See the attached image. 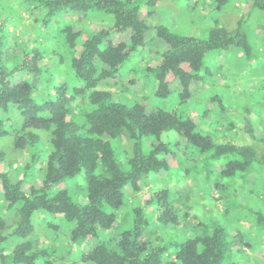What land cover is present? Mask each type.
Listing matches in <instances>:
<instances>
[{"label":"trees","instance_id":"16d2710c","mask_svg":"<svg viewBox=\"0 0 264 264\" xmlns=\"http://www.w3.org/2000/svg\"><path fill=\"white\" fill-rule=\"evenodd\" d=\"M22 1L34 4L29 12L36 16L29 17L44 20L47 39L55 32L49 27L55 16L75 12L85 18L57 26L71 53L69 68L57 69L66 58L58 61L52 47L8 28L12 20L0 1V163L14 173L0 171V264H244L233 255L254 245L231 236L223 224L191 218L194 225L176 238L174 231L190 220L183 214L188 199L181 192L172 197L167 188L149 191L147 178L190 157L197 179L209 181L217 169L233 184L251 174L264 183V153L227 139L241 120L234 123V115L226 114L219 94L198 99L208 88L217 92L204 78L211 74L208 55L221 63L235 50L252 55L245 28L251 12L235 29L214 20L204 38L149 25L147 13L160 0ZM229 2L217 0L209 12ZM251 2L252 10L264 12V0ZM206 8L187 0L180 12ZM102 13L112 20L90 29L92 16ZM263 20L257 29L262 52ZM150 96L169 101L172 109L149 103ZM198 103L204 120L197 122ZM170 132L175 139H168ZM115 141L125 149L120 157ZM81 175L84 184L76 181ZM217 180L208 185L223 190ZM258 223L264 233V217ZM76 249L77 261L69 262ZM254 259L245 264H264Z\"/></svg>","mask_w":264,"mask_h":264},{"label":"rangeland","instance_id":"374dc122","mask_svg":"<svg viewBox=\"0 0 264 264\" xmlns=\"http://www.w3.org/2000/svg\"><path fill=\"white\" fill-rule=\"evenodd\" d=\"M0 1L3 2L4 0ZM7 1L11 6H7L6 1L2 3L10 16L9 20H12V22L7 23V27L22 31L24 34L30 33L33 42L35 41L49 51L50 47H52L54 53L51 56H54L56 59L58 58V61L66 58L65 61H61V66H57V69L69 68L67 60L71 57V53L68 44L64 42L63 34L56 32L57 26L63 25L65 23L64 20H66V22H74L83 17L85 18V15L74 12L55 16L52 21L49 22V27L55 32L52 31V36L47 39V35H44V33L49 30L45 29V26L40 27L43 26L44 20L38 18L32 19L29 17L30 14L33 17L36 16L29 12L30 7L34 5L33 3L22 0V2L19 0ZM198 1L199 8L203 7V4H206V12L202 11V9L196 13L180 12L181 6L183 8L187 7V0H160L155 7H152L154 12L150 14L147 13V22L149 25L152 24V26L160 24L167 27L171 26L176 33L181 35H201L205 38L207 37L208 27L212 25L214 20H217V25L219 27L235 29L238 27V22L243 17V14L248 11L251 12L250 15L246 16L247 21L245 23V28L253 44L252 55L250 57L240 56L235 50L233 55L229 56V53L226 63L218 62V57L215 59L208 55L207 58L209 61L207 65L210 67L211 74L204 76V78L205 82L215 84L217 92H215L214 89L212 91L211 88H208L198 96V99H203V101L206 102L207 100L205 99L209 96L219 94L223 99V105L227 108L226 114L230 116L234 115V123L241 120L238 124V129L227 139H230L237 145L259 148L260 153H264L262 142L264 140H262L264 137V51H261V47L257 42L259 36V30L257 29L262 26L264 12L257 9L252 10L251 0H230L227 6L222 7L218 12H209L218 4L217 0ZM24 9H27V14L24 13ZM21 11L22 16L20 14ZM36 12H38L37 9H35V13ZM100 17L102 18L100 19ZM30 18L32 19V23L30 22ZM91 20L93 21L90 29L94 30V23L96 25H103L100 20L110 21L112 20V15L109 13H102V16L100 14L99 16L93 15ZM32 24L33 26H30ZM88 34V31L84 32L85 37H87ZM12 37L13 36L10 38ZM157 40L158 39H155L154 42L156 43ZM49 51L46 54H49ZM61 57L63 58L61 59ZM143 61L145 62V60ZM126 65V69H123L124 73L128 70V63ZM149 79V85H151L152 77ZM176 99L175 95V102H177ZM148 101L149 103L172 109L170 108L172 104L167 100L161 101L157 97L150 96ZM211 104L212 103L209 104V108L212 107ZM178 106L183 110L181 105H177V107ZM196 106L197 107H194V109L199 116L204 108L199 103ZM210 110L211 116H222V119L225 116L221 112L219 113L217 109ZM16 114L19 113L13 110L11 116H15ZM199 117L200 119L198 118L196 121L204 120L201 116ZM14 119L17 120L16 116ZM18 121H21V117ZM17 122L12 123L16 124ZM167 136L168 139H175L176 134L170 132ZM113 145L120 157L123 154L122 150L124 151L125 149L119 142L115 141ZM227 160V158H221L220 162L225 163ZM173 162L175 161L173 160ZM195 162L197 167L200 168L201 163L198 161ZM217 162L219 163L218 160ZM193 167L192 160L188 157V159H181V163L180 161L173 163L168 171L151 173L147 178L150 184L149 191L152 192L155 189L161 190L167 188L170 190L172 197L178 196L179 194L177 193L181 192L184 194L183 201L188 199L190 204L189 212L184 209L183 214L187 212L190 220L187 222L186 226L181 227L180 230L174 231L176 233V238H180L181 234L187 231L185 227L188 228L194 225L192 219H198L204 222L210 220L212 223L225 225L231 236L238 235L239 240L244 237V239L254 245L249 249L243 247L241 253H235L232 259L233 261L245 264V260L249 261V259L253 257V259L255 258L253 261L256 263H264V257L262 256V250H264V233L258 230V219L264 217V183L258 184L255 182L256 177L251 174L246 177V179L241 178V181L237 184H233V179H223L217 169L215 172L216 174L211 180H206L204 175L197 179L198 175L197 173L195 174L196 170ZM5 170H10L9 166L0 163V171ZM10 173L11 176H14L11 170ZM216 180L223 184V190H216L214 187L208 185V182L214 183ZM76 181L80 184H84L83 176H79ZM240 184L241 186H239ZM81 192L82 190L80 189L78 193L79 199L81 198ZM143 193L147 196L149 192H142V194ZM222 195V199H219L218 197ZM186 218H188V216ZM187 233L188 231L186 234ZM86 246H88V244L85 245V247ZM77 258L76 249V253L73 254V259H68V261H77ZM228 259L229 257L225 262H227Z\"/></svg>","mask_w":264,"mask_h":264}]
</instances>
